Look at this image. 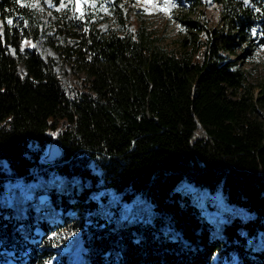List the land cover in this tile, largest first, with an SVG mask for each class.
Listing matches in <instances>:
<instances>
[{
	"label": "trees",
	"instance_id": "16d2710c",
	"mask_svg": "<svg viewBox=\"0 0 264 264\" xmlns=\"http://www.w3.org/2000/svg\"><path fill=\"white\" fill-rule=\"evenodd\" d=\"M215 1L221 28L183 20L197 29L186 49L161 44L130 0H90L73 16L56 0L50 28L66 44L50 42L73 68L67 87L24 46L46 32L34 0H0V264H72L62 250L74 235L78 264H264V84L255 94L223 54L264 46V0ZM56 136L63 154L44 161ZM184 181L246 213L214 234ZM106 188L129 205L143 196L152 217H103Z\"/></svg>",
	"mask_w": 264,
	"mask_h": 264
},
{
	"label": "rangeland",
	"instance_id": "374dc122",
	"mask_svg": "<svg viewBox=\"0 0 264 264\" xmlns=\"http://www.w3.org/2000/svg\"><path fill=\"white\" fill-rule=\"evenodd\" d=\"M56 0H34L35 7L39 10L40 18L45 21L43 32L35 41L27 40L24 46L35 49L44 58L50 59L55 65V70L60 74L62 80L67 87L71 86L70 75L73 73V68L68 59L63 58V54L59 49L50 42L56 41L59 44H66L62 34H58L53 28H50V23L53 22V7ZM58 7L67 6L71 10V15L74 12H80L90 4V0H60ZM133 6V11L136 12L147 24L154 25L158 31L161 44H168L174 48L190 49L194 47V41H189L197 31L188 23L183 20L191 19L192 21L204 24L208 30L216 27L221 28V4L215 0H130ZM127 12L126 6L124 7ZM109 16L110 13H107ZM109 20L103 21L100 25L103 29L109 27ZM184 38H189V45L185 42ZM69 40V39H67ZM14 51V48H12ZM225 56L236 59L238 62L247 69L248 82L253 85L254 93L257 94L261 85L264 84V46L254 51V55L250 58L242 56L245 54V46L238 47L236 52L226 51L223 53ZM19 71L25 74L26 69L22 61L19 62ZM85 77V73H79V81ZM7 187L11 194L15 190V182L11 179L7 180ZM181 194L189 195V200L196 203L198 206L205 208L208 207L207 217L213 223L212 232L214 234H221L222 225L225 220L235 215L243 216L246 212L239 208H229V203L224 200L222 190L218 189L214 192L210 191L207 187L196 188L195 185L184 181L179 185ZM26 197H31L32 193L26 188ZM9 196L8 198H12ZM96 208L103 217H107L111 221L117 218L122 221L126 217L128 222L131 219L139 221L140 219L148 220L152 217L153 209L149 201H144L141 195L135 196L130 202L126 198H121L118 191L111 188H106V198ZM42 200L47 197L41 195ZM211 200L215 206H209L208 200ZM222 201L220 204L217 201ZM121 203L122 208L118 206L119 214L116 213L117 208L112 206ZM137 209L132 213L129 209L132 206ZM123 210V211H122ZM204 210V209H203ZM228 210L230 216L224 212ZM122 216H119V215ZM131 215V216H130ZM77 250L76 255H72L73 251ZM84 246L80 235H74L71 238V244L68 248L62 250L68 258L71 259L72 264H78L82 258ZM61 262V257L56 255L52 258L49 264H58Z\"/></svg>",
	"mask_w": 264,
	"mask_h": 264
},
{
	"label": "water",
	"instance_id": "95a60500",
	"mask_svg": "<svg viewBox=\"0 0 264 264\" xmlns=\"http://www.w3.org/2000/svg\"><path fill=\"white\" fill-rule=\"evenodd\" d=\"M63 154V149L61 146V142L58 136L53 138L50 141L49 148L47 154L43 157L44 161L47 162H53L55 161L58 157L62 156Z\"/></svg>",
	"mask_w": 264,
	"mask_h": 264
},
{
	"label": "bare ground",
	"instance_id": "6f19581e",
	"mask_svg": "<svg viewBox=\"0 0 264 264\" xmlns=\"http://www.w3.org/2000/svg\"><path fill=\"white\" fill-rule=\"evenodd\" d=\"M77 254V250L76 251H73V254L72 255H76Z\"/></svg>",
	"mask_w": 264,
	"mask_h": 264
}]
</instances>
